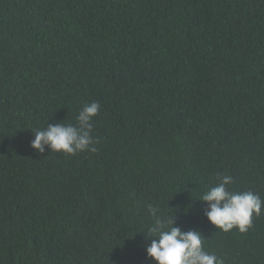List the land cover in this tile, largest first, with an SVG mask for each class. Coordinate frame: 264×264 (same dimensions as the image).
Wrapping results in <instances>:
<instances>
[{
	"label": "trees",
	"instance_id": "16d2710c",
	"mask_svg": "<svg viewBox=\"0 0 264 264\" xmlns=\"http://www.w3.org/2000/svg\"><path fill=\"white\" fill-rule=\"evenodd\" d=\"M93 101L95 152L31 147ZM218 173L264 199V0H0V264H155L149 204L264 264V206L204 215Z\"/></svg>",
	"mask_w": 264,
	"mask_h": 264
},
{
	"label": "clouds",
	"instance_id": "9594fccd",
	"mask_svg": "<svg viewBox=\"0 0 264 264\" xmlns=\"http://www.w3.org/2000/svg\"><path fill=\"white\" fill-rule=\"evenodd\" d=\"M100 111L98 102L86 103L76 116V123H47L43 129L32 130L34 139L31 147L44 153L46 147L52 152L76 155L79 152H95L92 119ZM233 178L226 174H217L214 186L206 189L200 201L206 202L204 215L217 230L229 232L237 228L244 233L252 225L253 215L261 214L264 199L258 194L247 191H234L229 188ZM151 223L147 228L146 240L148 258L155 264H223L215 253L205 250L204 236L200 231H184L176 226L174 213H163L157 206L148 205Z\"/></svg>",
	"mask_w": 264,
	"mask_h": 264
}]
</instances>
